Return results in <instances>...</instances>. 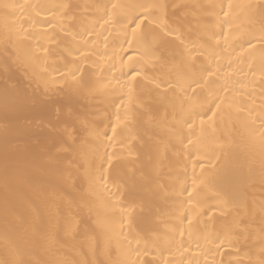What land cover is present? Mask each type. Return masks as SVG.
<instances>
[{
    "label": "bare ground",
    "instance_id": "bare-ground-1",
    "mask_svg": "<svg viewBox=\"0 0 264 264\" xmlns=\"http://www.w3.org/2000/svg\"><path fill=\"white\" fill-rule=\"evenodd\" d=\"M25 2L26 0H0V97L6 88L9 92L19 88L31 93L37 88L38 79L47 78L49 73L58 78L54 68L64 71L65 66L71 67L73 61L79 63L86 70V79L98 81V91L88 100L71 99L67 102L89 115L100 134L98 137H89L83 150L91 161L96 176H99L103 164L107 191L119 194L135 186L141 190L145 200L151 203L153 219L159 216L169 225H174L178 223L175 219L176 209L184 197L177 195L180 185L173 184L172 178L177 173L182 179L185 178L186 169L187 187L191 190L193 174L195 172L199 176L200 165L203 164V179L209 185L203 189L207 204L200 209L205 214L198 216L200 223L195 230H203L205 225L211 229L213 224L216 228L220 227L221 219L210 218L220 217L219 201L209 197L215 192L213 185L224 186L229 197L237 202L245 199L249 203L253 199L257 202L253 213V238L246 245L238 246L239 252L234 247H221L217 254L213 248L207 257L201 255L199 247L193 243L184 252V256L195 257L200 264H206L213 256L217 261L223 260L224 264L238 260H243L244 264H249L250 260L255 261L258 258L260 229L264 226L259 212V204L264 201V144H261L258 134L243 138L240 135L230 136L231 123L226 113L223 121L217 120L215 132L209 129L205 134L199 151L192 152L187 159L184 156L178 159L175 153L180 146L169 132L171 118L164 120V107L159 104L155 94L148 95L138 91L132 100H128L125 96L127 90L122 92L116 84L117 79H127L126 76L119 75L118 56L123 55L127 60L129 53L121 50L123 34L116 28L105 25L104 19L100 18L104 10L92 6L113 2L138 5L152 0H27L28 3L73 5L70 16L74 19L62 20L64 28L69 29L72 35L61 30L60 22H54L55 27L37 25L35 31L47 30L51 39H32L19 49L9 42L6 56V40L10 36L14 38L21 26L29 31L33 29L28 27L27 17L22 16L18 9H4L3 5ZM159 2L168 5L171 23L179 26L186 34L187 29L192 28L190 38L193 40L198 35L197 21L211 25L212 30L219 33L220 21L230 20L231 26H223L228 42L225 44L221 39L220 47L216 50L213 67L219 65L220 72L218 77L210 78L216 80L211 88L218 89L227 82L231 90L229 94L249 103L255 100V106H258L260 88L257 86L253 90L249 81L255 79L258 85L260 74L256 71L253 77L250 68H258L264 63V51H261L258 39L253 40L254 48L248 47L247 41L252 39L249 33L258 29L259 25L248 23L249 10L246 6L258 4L261 0ZM224 13H228V16ZM38 19H51V16L42 15ZM146 39L151 40V35H147ZM38 42L57 52V57L48 58L46 65L42 59L33 60L29 55ZM124 48H127L126 44ZM114 55L116 59H113ZM206 63L199 57L197 67ZM144 71L149 75L153 74L150 66ZM253 91L254 95L249 98L247 94ZM66 94L67 89L64 95ZM118 109L121 120L117 125L118 135L110 140L108 137L112 136L111 126L116 124L114 113ZM125 112L128 113L127 119ZM141 113L145 114L143 118ZM148 114L154 117L151 122ZM24 116L32 123L27 128L28 134L20 135L16 132V127L18 123L24 124V120L6 121L0 105V261H7L8 264H14L20 259L32 264H126L129 259L128 246L118 232L113 230L112 222L106 220L97 197H91L95 202V211L89 214L86 209H82L81 197L88 187L82 176L73 169L70 177L63 167L49 162V156L57 153V147L50 140L48 128L41 125V121L47 118L36 111L26 112ZM187 131L185 128L184 132ZM6 150L10 157L19 161L22 168L7 191L3 179ZM17 150H20L18 154ZM106 153L114 154L113 164L118 165L117 167L109 168L103 162L102 158L106 160ZM161 185L164 187L161 188ZM117 198L118 196H113V199ZM234 211L233 208L225 209L229 213ZM73 217L82 220L75 238L63 230L57 234V218L65 222ZM161 227H164L163 223ZM183 227H187V224ZM182 230L174 233L176 240L183 239L187 242V235L181 237L179 234ZM185 247H188L187 243ZM177 258H180L179 255ZM184 264H188V260Z\"/></svg>",
    "mask_w": 264,
    "mask_h": 264
},
{
    "label": "snow or ice",
    "instance_id": "snow-or-ice-1",
    "mask_svg": "<svg viewBox=\"0 0 264 264\" xmlns=\"http://www.w3.org/2000/svg\"><path fill=\"white\" fill-rule=\"evenodd\" d=\"M92 7L103 9V16L100 18L104 19V24L116 28L123 34L121 50L129 54L127 60L123 55L118 56L119 75L126 76L127 79L124 81L117 79L118 88L122 92L127 90L125 96L128 100H132L138 91L148 95L155 94L159 104L164 107V120L168 121L169 117L171 118L169 132L176 144L180 146L176 148L175 153L178 159L181 156L187 159L192 152L199 151L205 134L209 129L215 132L217 120L223 121L226 113L231 123L230 136L240 135L243 138L244 136L254 137L258 134L261 144H264V63L258 68L257 66L250 68L253 77L256 71L260 74L258 85L255 79L249 81L253 90L257 86L260 88L258 106H255V100L249 103L237 100L234 94H229L231 90L227 82L218 89L211 88L216 80L210 78L218 77L220 72L219 65L213 67L217 56L216 50L220 47L221 39L225 44L228 42V35L223 31V26L226 24L231 26L230 20L220 21L221 31L219 33L213 31L211 25L197 21L198 35L193 40L190 38L192 28L189 27L186 34L179 26L171 23L168 18V5L159 0L138 5L113 2ZM246 7L249 10L248 23L259 25L258 29L249 33L252 39L247 41L248 47L254 48L253 40L258 39L261 51H264V0ZM3 8L18 9L22 16L27 17L28 27L33 29L29 31L21 26L14 38L10 36L5 42L6 56L9 42L14 48L19 49L26 41L32 39L50 40L51 35L47 30L35 31L37 25L55 27L54 22H60L61 30L72 35L62 23L65 18L74 19L70 16L73 9L71 4L47 5L28 3L26 0L24 4H4ZM42 15H50L51 19H38ZM224 15L228 16V13ZM149 34L152 37L151 40L146 39ZM69 54H71L70 51ZM29 55L33 60L42 59L46 65L48 58L57 57V52L38 42L35 48L30 50ZM199 57L207 62L206 65L201 64L197 67ZM116 58L114 55L113 59ZM149 66L153 73L151 75L144 71ZM53 71L58 73V78L49 73L47 78L38 79L37 88L31 93L19 88L9 92L6 88L3 96L0 97L4 118L6 121L9 119L24 120V124L18 123L16 127V132L20 135H27V128L32 123L25 118L24 113L36 111L47 118L41 121V125L48 128L50 140L57 147V153L49 156V162L56 164L57 167H63L70 177L73 169L82 176L88 187L85 195L81 197V207L91 214L96 210L95 202L91 197H97L104 209L106 220L112 222L113 230L118 232L128 246L129 259L126 264H184L185 260H188V264H200L195 257L184 256V252L193 243L197 244L201 255L207 257L212 253L213 248L217 254L221 247H234L239 252L238 246L246 245L253 238V224L255 223L253 213L257 202L255 199L251 203L246 199L237 202L229 197L224 186L213 185L215 192L209 197L219 201L220 217L210 218L221 219L220 227L216 228L213 224L211 229L205 225L203 230H195L196 225L200 223L198 216L205 214L201 213L200 209L207 204L203 189L208 188L209 185L203 179V164L200 165V175H195V172L193 174L191 190L187 187L186 169L185 178L182 179L179 173L172 178L173 184L180 185L177 195L184 197L180 201L179 208L176 209L175 219L178 223L174 225H169L159 216L153 219L151 203L145 200L141 190L135 186L119 194L108 192L103 164L99 176H96L92 163L83 150L89 137H98L100 134L96 131L89 115L82 113L67 102L71 99L88 100L92 98L98 91V81L86 79V70L75 61L72 62L71 67L66 65L64 71L55 68ZM33 79H35L34 76ZM66 89L67 94L64 95ZM247 95L251 98L254 91ZM114 115L116 124L111 126L112 136L108 137L110 140L118 135L117 125L121 123L119 109ZM144 115L141 113V118ZM127 118L128 113L125 112V119ZM153 118L151 114H148L149 122ZM185 128L187 132H184ZM104 135L106 136L107 133ZM19 151L17 150V154ZM105 156L106 160L104 158L102 160L108 164L109 168L118 166L113 164L114 154L106 153ZM3 169L7 191L11 181L22 171L19 161L10 157L7 150ZM160 187L163 188L164 185ZM113 196H118V198L113 199ZM226 208H233L235 211L225 212ZM259 212L261 224L264 225V201L259 204ZM81 222L82 220L76 217L65 222L57 218V234L63 230L66 234H71L74 239L79 232ZM162 223L164 227H161ZM185 223L187 227H183ZM180 229H183L179 233L180 236L187 235V242L183 239L176 240L174 233ZM185 243L188 245L187 248ZM258 249V258L255 261L250 260L249 264H264V226L260 229ZM0 264H8V262L0 261ZM14 264H32V262L20 259ZM206 264H224V261H217L213 256ZM228 264H244V262L243 260L229 261Z\"/></svg>",
    "mask_w": 264,
    "mask_h": 264
}]
</instances>
